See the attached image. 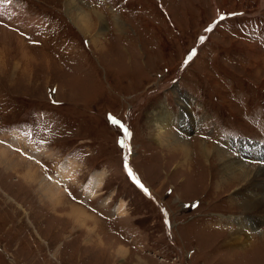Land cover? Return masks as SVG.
<instances>
[{"label":"rangeland","instance_id":"obj_1","mask_svg":"<svg viewBox=\"0 0 264 264\" xmlns=\"http://www.w3.org/2000/svg\"><path fill=\"white\" fill-rule=\"evenodd\" d=\"M73 1L0 0V138L51 152L21 157L47 181L69 165L58 190L102 223L53 211L0 169V264H264L258 243L226 241L261 240L264 215L243 228L242 200L199 152L264 168V0ZM156 107L174 152L151 128Z\"/></svg>","mask_w":264,"mask_h":264},{"label":"bare ground","instance_id":"obj_2","mask_svg":"<svg viewBox=\"0 0 264 264\" xmlns=\"http://www.w3.org/2000/svg\"><path fill=\"white\" fill-rule=\"evenodd\" d=\"M71 1L74 2L73 0ZM0 15H3V13L2 14L0 13ZM20 57L22 58L21 60H23L22 61L23 64L29 62V59L25 55L24 51L20 52ZM160 108L161 110H164L163 106H160ZM161 110L160 109L158 110V107H156L154 112L148 115V119L152 123L151 128L156 133V135H158V139L162 138L164 143L166 142L169 143V139L172 140L171 142L172 146L170 147L171 149L169 150L171 152H174L176 151V147L180 146L179 144H181V141H179V138H176L175 136L171 135V132H169L168 127L171 124L170 120L172 119L170 116H168L167 110L166 112H164V114ZM192 119L193 118L191 117V119L189 120L191 121ZM187 125H189V123ZM1 137L2 138H0V143H3V145L6 144V146L10 143L7 147H9L11 150L6 149L7 147L3 148L4 146L0 147V169L4 170L5 172L6 170L7 171L10 169L13 170L12 172L15 173L19 177V179L24 182L25 187L33 188V190L35 189L36 194L39 195V197L36 196V198L38 199L40 198V201L45 200L46 203L44 202V204H46L47 206L48 203L50 206H52L53 211H55L57 208L60 210L67 209L69 211L68 216L70 218L75 219L76 223L79 222L83 223L84 222L83 219H87V212L86 210L83 209L84 207L82 208L80 207V205L78 206L76 203L72 204V202L70 204L68 202V199H66L65 196L58 190L60 188L57 187L59 186L60 183V181L57 180V177L65 176L63 175V170L70 166L63 165L60 171L56 173L57 177L50 176L48 178L49 181L48 182L46 180V177H44V173L40 169L39 164L37 165L36 163H31L27 159H23L21 157L25 155L27 156L29 155V157H31L34 162H37L39 159H41V157L50 159L53 156L51 152H48L47 149H44V151H41L40 148L35 149V147H33L30 143L29 144L25 143L23 140H21L18 136L15 135H8V136L2 135ZM13 146H15L16 148ZM184 146H190V144L189 145L184 144ZM184 148H188V147H184ZM199 148H200L199 152L205 159L206 163L213 162V164L210 165L208 164L209 166L207 168L211 170L210 172H208L210 173L209 176L213 175L214 173L215 177L213 178L214 179L217 178V180L214 181V186L216 187V189L218 191L221 190L224 191L228 187L230 188L232 187L234 189V191L232 192L233 199L237 196L238 199L242 200L241 203V205L243 204L242 218L243 220L249 221L247 223H244L242 227L244 228L251 225L253 226V228L258 227L261 221L255 219L259 217L258 216L259 214L264 215V168L247 165V163L245 164L243 156L241 155L242 153H240V155L238 154V157H235L233 153L230 154L228 151H225L223 149L222 150L218 149V146H215L213 144L200 142ZM170 151L169 153L172 154ZM189 151L190 150L183 149L182 153L185 152V154L188 155ZM253 153L255 154L257 153V146H256V150H254ZM261 159L262 160L264 159L262 153H261ZM101 178H102V174L98 177V179H96V181L94 180L91 182L92 188H94L95 186L99 187L102 185ZM203 179L205 181L207 179V175H205ZM66 206L68 207L66 208ZM53 207L55 210L53 209ZM95 219L93 220V218H90L88 220L91 221H87L84 223L86 224L90 222L94 224V226H97L98 223L100 224L102 223L101 221L98 220L96 221ZM250 222L251 225H248ZM244 230L245 231L236 229L230 232L227 236L229 237V239L226 240L228 241L227 246L229 248L233 247L232 249H236L240 252L241 250H244L249 246L251 247L253 245L256 246V244L258 243L259 244L258 247L260 248H258L259 253L258 252L257 253L262 254L261 250H263L264 247L263 246L264 232L261 233V235L263 236L262 239L255 243L252 240L250 234H248V232L246 231V229ZM260 242L262 243V245L260 244ZM231 243L233 244L231 245ZM254 254L256 253L254 252Z\"/></svg>","mask_w":264,"mask_h":264},{"label":"snow or ice","instance_id":"obj_3","mask_svg":"<svg viewBox=\"0 0 264 264\" xmlns=\"http://www.w3.org/2000/svg\"><path fill=\"white\" fill-rule=\"evenodd\" d=\"M8 2H10V0H8ZM127 167V165H126ZM129 175H131V172H129ZM137 183H139V181H137ZM141 187H143V185H141ZM145 191H147V189H145Z\"/></svg>","mask_w":264,"mask_h":264},{"label":"crops","instance_id":"obj_4","mask_svg":"<svg viewBox=\"0 0 264 264\" xmlns=\"http://www.w3.org/2000/svg\"><path fill=\"white\" fill-rule=\"evenodd\" d=\"M78 205H80V203H78ZM47 211V210H46ZM101 227V226H100ZM105 230V229H104ZM95 232V231H94ZM108 235H110V234H108ZM110 238H111V236H110Z\"/></svg>","mask_w":264,"mask_h":264}]
</instances>
